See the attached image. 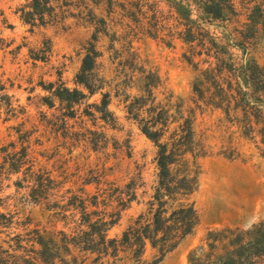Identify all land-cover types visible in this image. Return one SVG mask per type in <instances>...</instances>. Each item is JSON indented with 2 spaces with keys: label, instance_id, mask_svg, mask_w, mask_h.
Instances as JSON below:
<instances>
[{
  "label": "rangeland",
  "instance_id": "rangeland-1",
  "mask_svg": "<svg viewBox=\"0 0 264 264\" xmlns=\"http://www.w3.org/2000/svg\"><path fill=\"white\" fill-rule=\"evenodd\" d=\"M48 1L40 19L33 0H0V75L11 97L10 107L0 104V264H43L36 230L58 239L93 233L83 206L91 222L120 212L107 233L118 243L141 217L153 218L159 149L128 113L132 104L141 105L140 119L154 103L173 121L193 120L198 186L184 202L194 206L198 225L164 255L150 242L140 255L134 246L119 244L106 255L71 243V255L56 264L207 262L250 241L246 233L264 224V2ZM91 46L98 55L93 93L77 83ZM58 87L84 98L61 101ZM23 149L33 170L56 183L41 204L27 188L29 165L15 174L4 163ZM253 264H264V256Z\"/></svg>",
  "mask_w": 264,
  "mask_h": 264
},
{
  "label": "trees",
  "instance_id": "trees-1",
  "mask_svg": "<svg viewBox=\"0 0 264 264\" xmlns=\"http://www.w3.org/2000/svg\"><path fill=\"white\" fill-rule=\"evenodd\" d=\"M264 2V0H260ZM48 0H33V16H39L40 19L51 10ZM209 13L210 11L207 10ZM262 15V12H261ZM0 41H2L0 39ZM98 58L97 51L94 46L88 50L83 60L82 70L77 76V83L84 86L90 93L96 92L94 88V80L92 77L96 60ZM248 71V70H247ZM54 88V85H51ZM146 88L150 96L154 84L150 83V77L146 78ZM56 96L61 101L69 104H77L84 98V94L78 90L71 91L65 87H58L55 91ZM145 98L136 99V101L144 102ZM11 106V97L8 94V87L0 75V104ZM49 107H53L52 102L48 103ZM108 96L105 95L103 108H108ZM141 105H131L128 107V113L140 123L142 133L158 147V187L154 195V201L158 205L153 214V218L142 222L141 217L133 227L129 228L123 235L120 243L116 240H108L107 233L109 229L115 226L119 220L120 212L115 214V218L107 221L100 218L96 222H91V213L87 212V207L83 206L82 214L87 217L84 223L92 229V232H83V236L68 239L63 236L58 239L55 235H51L46 231H34V243L38 246L36 256L43 264H56L57 261L64 262L65 257L71 255V246L83 245L84 251L95 249L94 246L101 247L102 253L107 255L109 249L116 251L118 245H127L128 247H137L136 255L143 253L147 242L153 248L160 247L162 254L168 252L166 248L174 246V243L192 234L198 225V215L194 206L185 203L198 186V172L194 161L195 151L197 148L195 134L193 130V120L180 116L178 120H172L169 110L162 107H154V103L149 109V117L141 118L139 115ZM173 121V122H172ZM177 124V127L170 133V126ZM169 134V135H168ZM168 135V137H167ZM29 155L23 149V155L17 157L14 155L9 158L7 156L5 165H9V171L12 173H20L21 170L29 165L26 173L27 188L30 189V196L35 201L34 204H41L51 197V193L56 188L55 181L46 173H36L33 161H28ZM191 157V158H190ZM20 185V183H19ZM135 196H132L127 202L122 203V209H126L131 204ZM169 201H177L176 207L167 208ZM85 205L84 202L81 203ZM103 229H99V228ZM250 234L246 233V237H250V241L239 244L238 248L232 250L225 258H214L205 256L192 257L190 264H253L254 258L264 256V224L253 228ZM99 237V244L95 243L94 237ZM243 241V240H242ZM73 243V244H71ZM173 244V245H172ZM100 251V249H99ZM212 258V260L210 259ZM73 264H78L74 260Z\"/></svg>",
  "mask_w": 264,
  "mask_h": 264
}]
</instances>
